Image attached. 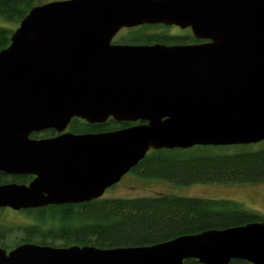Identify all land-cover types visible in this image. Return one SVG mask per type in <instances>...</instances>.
I'll use <instances>...</instances> for the list:
<instances>
[{
	"label": "water",
	"instance_id": "water-1",
	"mask_svg": "<svg viewBox=\"0 0 264 264\" xmlns=\"http://www.w3.org/2000/svg\"><path fill=\"white\" fill-rule=\"evenodd\" d=\"M189 28L188 46L113 45L122 29ZM73 118L131 126L63 133ZM61 135L31 140L45 130ZM264 141V0H63L34 6L0 51V209L80 204L149 151ZM264 264V222L147 247L23 244L0 264Z\"/></svg>",
	"mask_w": 264,
	"mask_h": 264
},
{
	"label": "trees",
	"instance_id": "trees-1",
	"mask_svg": "<svg viewBox=\"0 0 264 264\" xmlns=\"http://www.w3.org/2000/svg\"><path fill=\"white\" fill-rule=\"evenodd\" d=\"M39 0H0V17L17 27ZM152 27H140L121 37V43L142 44L155 40ZM14 30L0 27V51L10 44ZM133 124L108 121L88 125L74 121L69 130L77 135L122 129ZM253 145L157 150L133 169L137 175L157 177L189 186L205 183H264V141ZM256 145V144H255ZM30 177L0 176V185L27 184ZM29 181V182H28ZM2 209H0L1 213ZM29 220L0 226V247L11 251L23 244L54 248L94 246L99 249L147 247L182 236L221 231L263 223L264 216L226 199L156 194L150 197L99 198L80 204L47 206L23 211ZM183 264H200L188 259ZM229 264H249L232 260Z\"/></svg>",
	"mask_w": 264,
	"mask_h": 264
},
{
	"label": "rangeland",
	"instance_id": "rangeland-1",
	"mask_svg": "<svg viewBox=\"0 0 264 264\" xmlns=\"http://www.w3.org/2000/svg\"><path fill=\"white\" fill-rule=\"evenodd\" d=\"M63 0H39L37 5ZM16 24L0 17V27L15 30ZM121 31L114 41H121ZM262 143L253 145L259 147ZM152 151L147 153L150 154ZM156 194H171L180 197H200L209 199H226L240 203L244 208L255 211L264 216V183L238 184V183H205L183 186L171 181L157 178L144 177L130 171L119 183L108 188L102 198H135L150 197ZM29 220L23 211H13L9 208L2 209L0 213V226H16L25 224Z\"/></svg>",
	"mask_w": 264,
	"mask_h": 264
},
{
	"label": "flooded vegetation",
	"instance_id": "flooded-vegetation-1",
	"mask_svg": "<svg viewBox=\"0 0 264 264\" xmlns=\"http://www.w3.org/2000/svg\"><path fill=\"white\" fill-rule=\"evenodd\" d=\"M143 26L152 27V29H150L148 31V34H149V36H154L155 40L151 41L149 43L128 44V45H148L149 46V45L160 44V45H165V46H188V45H195V44H201V43H208L209 42L208 40L195 39L194 36L191 33V30L189 28L181 29L178 26L142 25V26H138V27H135V28L122 29L118 33H120L121 31L125 30L126 32L120 36V37H122V36L126 35L127 33L136 31L140 27H143ZM116 35H115V37H116ZM114 38H113V40L111 42L113 45H127V43H121V42H118L117 40L114 41ZM77 120L78 121H83V120H80V119L73 118L71 120V122L69 123L68 128L63 133H70V134L77 135V134H75V133H73L72 131L69 130L70 125L74 121H77ZM59 135H61V134L56 132L55 130L49 129V130H45V131L39 132V133H32V134L29 135V138L31 140H41V139L54 138V137H57ZM131 171H133V170H131ZM0 176H7V177H12V178L13 177H30L29 181H31L34 178V176H29V175L28 176H14V175H6L4 173H0ZM20 211H26V210H20ZM7 252H9V251H7Z\"/></svg>",
	"mask_w": 264,
	"mask_h": 264
}]
</instances>
